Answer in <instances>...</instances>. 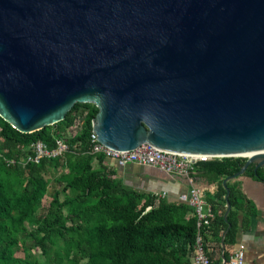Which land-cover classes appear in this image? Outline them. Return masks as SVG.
I'll use <instances>...</instances> for the list:
<instances>
[{
  "label": "water",
  "instance_id": "obj_1",
  "mask_svg": "<svg viewBox=\"0 0 264 264\" xmlns=\"http://www.w3.org/2000/svg\"><path fill=\"white\" fill-rule=\"evenodd\" d=\"M79 102L115 150L246 157L227 219L264 165L242 155L264 151V0H0V116L29 133Z\"/></svg>",
  "mask_w": 264,
  "mask_h": 264
},
{
  "label": "trees",
  "instance_id": "obj_2",
  "mask_svg": "<svg viewBox=\"0 0 264 264\" xmlns=\"http://www.w3.org/2000/svg\"><path fill=\"white\" fill-rule=\"evenodd\" d=\"M86 110L81 131L65 137L60 125L71 128L75 113ZM97 113L94 103L79 102L63 120L29 133L0 116V264L193 263L199 230L194 207L124 184L117 178V166L89 151ZM60 137L69 143L67 151L27 161L32 142L42 140L52 148ZM246 159L225 156L195 164L198 175L218 182V190L205 197L214 216L200 228L205 243L208 235L219 243L217 259L208 251L212 264L229 258L239 228L249 227L258 212L241 182L231 179L227 184L232 208L225 218L223 180L239 171ZM244 174L264 180V165L256 168L252 163ZM46 197L50 200L43 205ZM19 250L24 254L18 255Z\"/></svg>",
  "mask_w": 264,
  "mask_h": 264
},
{
  "label": "built area",
  "instance_id": "obj_3",
  "mask_svg": "<svg viewBox=\"0 0 264 264\" xmlns=\"http://www.w3.org/2000/svg\"><path fill=\"white\" fill-rule=\"evenodd\" d=\"M87 110L75 113V120L71 127V132H80L86 116ZM94 120V119H93ZM91 144V151L94 154H102L106 160L111 161L117 166L125 167L129 164H137L141 166H151L169 174L187 176L193 179L195 174V164L198 161H205L216 158L211 155H195L180 154L160 150L149 143H143L132 150H115L106 145L97 138L96 131L93 128L88 137ZM32 154H29L27 161L39 162L41 158L53 157L61 155L70 147L69 143L62 137L56 138V146L49 145L42 141H34L29 145ZM11 160L10 162H12ZM158 198L167 196V191L155 192ZM180 201L188 202L195 209L194 213L198 217V232L194 243L193 263L192 264H212V260L208 254L209 249L205 243L203 232L200 230L205 225L210 224L211 218L214 216L211 204L202 196L201 190L197 186H193L188 193H182L179 196ZM246 247L245 244L237 243L230 252V256L224 264H245Z\"/></svg>",
  "mask_w": 264,
  "mask_h": 264
},
{
  "label": "crops",
  "instance_id": "obj_4",
  "mask_svg": "<svg viewBox=\"0 0 264 264\" xmlns=\"http://www.w3.org/2000/svg\"><path fill=\"white\" fill-rule=\"evenodd\" d=\"M106 161L110 164L112 163L109 160ZM112 164L115 165L114 163ZM130 165H135L134 170H137V168H139L136 166H141L137 164ZM125 167L117 166V169L118 171H122V169L124 170ZM147 168L149 170V173L154 174V176L149 177V181L153 182L151 183V185L155 184L156 186H158L156 184L157 180L167 179L175 182L174 184L180 183V185L182 184L184 186H187L188 192L193 186H197L201 190L204 199L206 195H212L218 190L217 181L208 180L207 178L198 175L196 172L193 176V179L191 180L187 176L169 174L155 167L146 166V169ZM232 180L241 182L242 191L247 196V198L251 199L255 203L258 210L257 214L252 217L249 227L244 229L242 227L239 228L236 244L240 242L245 244V264H264V184L253 180L247 175H243ZM164 190L167 191L165 188H161L159 191ZM218 201L220 202V198H218ZM206 243L208 245L209 251L213 255V260L217 259L219 243L211 235H208ZM222 264H224L223 259Z\"/></svg>",
  "mask_w": 264,
  "mask_h": 264
},
{
  "label": "rangeland",
  "instance_id": "obj_5",
  "mask_svg": "<svg viewBox=\"0 0 264 264\" xmlns=\"http://www.w3.org/2000/svg\"><path fill=\"white\" fill-rule=\"evenodd\" d=\"M62 127V130L64 132V136L67 138H70L72 136L71 128H66L65 125H60ZM139 167L137 170H134L135 165H128L122 169V171H118L117 178L118 179H123L124 184L135 187L137 189H140L145 192H159L161 188H165L167 190V198L169 200H179V196L182 193H188V188L187 186L180 185L179 184H174L175 182L167 179H159L156 181V186L155 184L151 185L149 181V177L154 176V174L149 173L148 168L146 169V166H136ZM28 172V168L26 167L25 173ZM161 187V188H160ZM50 198L46 197L43 200V205H47L49 202ZM35 254H38L42 256L41 251L38 249H34ZM18 255H23L24 251L19 250L17 252Z\"/></svg>",
  "mask_w": 264,
  "mask_h": 264
},
{
  "label": "bare ground",
  "instance_id": "obj_6",
  "mask_svg": "<svg viewBox=\"0 0 264 264\" xmlns=\"http://www.w3.org/2000/svg\"><path fill=\"white\" fill-rule=\"evenodd\" d=\"M255 153H264V151H262V152H252V153H242V155H244V156H250V155H254ZM219 155H221V154H219Z\"/></svg>",
  "mask_w": 264,
  "mask_h": 264
}]
</instances>
